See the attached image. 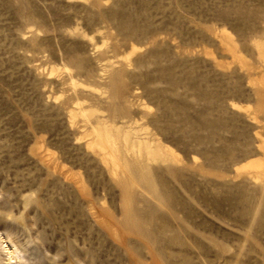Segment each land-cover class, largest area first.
<instances>
[{"label":"rangeland","instance_id":"374dc122","mask_svg":"<svg viewBox=\"0 0 264 264\" xmlns=\"http://www.w3.org/2000/svg\"><path fill=\"white\" fill-rule=\"evenodd\" d=\"M256 42L264 0H0V264H264Z\"/></svg>","mask_w":264,"mask_h":264},{"label":"bare ground","instance_id":"6f19581e","mask_svg":"<svg viewBox=\"0 0 264 264\" xmlns=\"http://www.w3.org/2000/svg\"><path fill=\"white\" fill-rule=\"evenodd\" d=\"M256 46L260 49V53H261V56L262 57H264V43H261V42H256ZM70 71V70H69ZM78 105V104H77ZM240 107V106H239ZM89 111V109L87 110V109H83V111L82 112H88ZM89 112H91V111H89ZM84 113V114H85ZM83 114V113H82ZM83 114V115H84ZM91 114V113H90ZM87 115V114H86ZM96 128H98V129H100V130H103L102 131V133L100 132V130H99V134H101L103 137H104V139L106 140V142L109 144L110 142H111V139H110V136H111V134L109 133V130H107L106 131V129H108L110 126L108 125V123H107V121H104V120H100V121H98L97 122V124H96ZM98 134V135H99ZM137 143H138V145H143V144H146L147 145V147H149V145H150V143L148 144V142L147 141H145L144 139L143 140H139V139H137ZM101 144V143H100ZM145 145V146H146ZM159 146V145H158ZM158 150H160V148L158 147ZM169 151V150H168ZM260 162H252V163H250V164H254V165H258V166H260L261 165V163L259 164ZM96 215V214H95ZM97 216V215H96ZM96 218V217H95ZM7 238V237H6ZM2 240V239H1ZM12 247H13V249L12 250H10L9 252H7L8 254H9V259H12V258H14L15 256H18L17 255V253H18V251H17V249L14 247V245H12Z\"/></svg>","mask_w":264,"mask_h":264}]
</instances>
